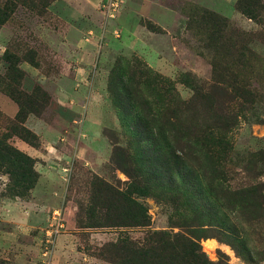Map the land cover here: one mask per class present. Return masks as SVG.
<instances>
[{"label": "rangeland", "instance_id": "1", "mask_svg": "<svg viewBox=\"0 0 264 264\" xmlns=\"http://www.w3.org/2000/svg\"><path fill=\"white\" fill-rule=\"evenodd\" d=\"M102 2L0 0V87L48 97L27 116L39 145L11 139L34 160L29 198L4 196L0 171V264H54L62 234L65 264H118L157 231L195 241L207 264H264V0H122L112 17ZM18 109L0 90V133ZM172 148L183 163L151 178L144 157ZM34 195L39 230L1 202Z\"/></svg>", "mask_w": 264, "mask_h": 264}, {"label": "trees", "instance_id": "2", "mask_svg": "<svg viewBox=\"0 0 264 264\" xmlns=\"http://www.w3.org/2000/svg\"><path fill=\"white\" fill-rule=\"evenodd\" d=\"M118 83H122V81L120 80ZM109 87L112 89V81L110 80ZM0 90L13 100L19 108L15 117L9 121V125L5 128V132L0 133V171L6 173L9 178V183L6 186L3 195L9 198L27 200L30 196V191L37 183L38 174L34 170V160L14 147L11 144V139L17 137L33 147L39 145L36 135L25 126V121L30 114H40L48 97L40 89H35L31 94L24 92L20 87L6 88L5 86H1ZM139 122L140 120L138 119V124ZM202 138L209 139L210 141L211 137H202L199 135L193 142L196 144L200 143ZM215 139L218 149L223 151L225 149L224 143L226 144L225 146H228L225 138L216 137ZM209 154H212V152ZM167 155L168 157H158L157 154H151L145 158L142 154L144 161L152 166V172L150 171L151 178L159 181L164 179L170 181L173 174V170L170 166L171 161L178 164L183 163L181 162L182 159L176 155L174 148L170 149ZM156 156L157 158H154ZM260 156L261 153L255 155V157ZM131 157L132 156L129 154L125 155V159L133 163L134 159ZM201 158L205 160L207 159L206 156H201ZM212 158H214L215 166L218 169V179L222 180L228 170L223 169L222 167L219 169L222 165L219 163L218 156L213 155ZM138 174L139 171L135 169L129 174V177L134 178ZM258 185L262 184H256V186ZM140 217L145 219L147 216L142 215ZM254 220L255 218L253 216H249L245 219V223H253ZM135 225L141 226L146 224H143V222L140 221ZM124 241L125 240L122 242L124 243ZM149 241V244H145L141 247L127 248L124 245L121 246L116 253L119 260L118 264H162L166 256H168V260L173 264H207L204 255L199 253L198 243L191 239H187L184 235L177 234L171 236L165 231H157L153 232ZM235 250L238 254L243 253L245 250L244 244L239 243L235 246ZM174 255L177 256V261L171 260V257L173 258ZM161 258L163 259L161 260Z\"/></svg>", "mask_w": 264, "mask_h": 264}, {"label": "crops", "instance_id": "3", "mask_svg": "<svg viewBox=\"0 0 264 264\" xmlns=\"http://www.w3.org/2000/svg\"><path fill=\"white\" fill-rule=\"evenodd\" d=\"M62 96L61 97H67V92H65L64 94L61 93ZM59 99V98H58ZM60 101V100H59ZM96 101V100H95ZM61 102V101H60ZM62 109V107H61ZM78 110L74 109L72 111L73 115H77ZM93 120V117L92 119ZM26 122V127L30 130H35L34 126L37 127L38 124L36 123L35 119H32L30 117L27 118ZM88 124V123H87ZM94 128H92V124L91 127L89 128V130L91 131V133L97 132L98 129L96 127V124H93ZM94 146V145H93ZM96 146V145H95ZM94 146V147H95ZM98 147V146H97ZM33 155V154H31ZM40 183V182H39ZM46 183L43 182V186ZM43 189L45 190V187H43ZM36 190V188H35ZM49 192V191H48ZM48 192L44 193L42 195V198L45 200V198H48L49 196H51L52 198V194L49 195ZM3 202L2 204L4 205L3 207H14L16 210L18 209H22V208H27L28 207V212L25 213L24 216H21V214H19V218L22 217L23 219H25V222L27 223L28 229L30 230L33 228L38 229V227L42 226L43 222H45V213H38L35 212V210L40 209L42 211V209L45 206V202H39L36 198V196H33V199L29 200V201H25V202H18V201H14V200H9V201H1ZM34 223H37V225H35ZM39 230V229H38ZM41 231V230H40ZM69 240L68 236L66 234H62L57 238L56 241V255H55V260H54V264H65L66 261L65 259H68L69 255L68 252L71 251L72 252V247L67 246L66 248V244L65 242H67ZM71 241V240H70ZM72 242V241H71ZM72 243H69L68 245H71ZM62 254V256H60ZM78 254V253H77ZM80 254V253H79ZM79 256H73V259L70 261V264H84V261L79 260L80 258ZM68 261V260H67Z\"/></svg>", "mask_w": 264, "mask_h": 264}, {"label": "built area", "instance_id": "4", "mask_svg": "<svg viewBox=\"0 0 264 264\" xmlns=\"http://www.w3.org/2000/svg\"><path fill=\"white\" fill-rule=\"evenodd\" d=\"M121 3L122 0H103L101 8L103 9L104 14L112 17Z\"/></svg>", "mask_w": 264, "mask_h": 264}, {"label": "bare ground", "instance_id": "5", "mask_svg": "<svg viewBox=\"0 0 264 264\" xmlns=\"http://www.w3.org/2000/svg\"><path fill=\"white\" fill-rule=\"evenodd\" d=\"M209 244V243H208ZM212 246V245H211ZM210 248H212V247H210ZM212 251V250H211Z\"/></svg>", "mask_w": 264, "mask_h": 264}]
</instances>
